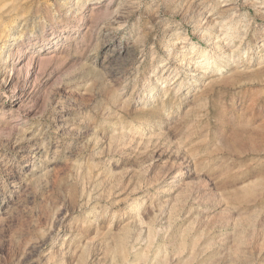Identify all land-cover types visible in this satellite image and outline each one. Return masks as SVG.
Wrapping results in <instances>:
<instances>
[{
    "label": "rangeland",
    "instance_id": "rangeland-1",
    "mask_svg": "<svg viewBox=\"0 0 264 264\" xmlns=\"http://www.w3.org/2000/svg\"><path fill=\"white\" fill-rule=\"evenodd\" d=\"M0 264H264V0H0Z\"/></svg>",
    "mask_w": 264,
    "mask_h": 264
},
{
    "label": "bare ground",
    "instance_id": "bare-ground-1",
    "mask_svg": "<svg viewBox=\"0 0 264 264\" xmlns=\"http://www.w3.org/2000/svg\"><path fill=\"white\" fill-rule=\"evenodd\" d=\"M228 31V30H227ZM224 32V31H223ZM211 37V36H210ZM213 38V37H212ZM214 40V39H213ZM216 41V40H215ZM235 51H233V53H234ZM206 53V52H205ZM207 54V53H206ZM207 56V55H206ZM207 58V57H206ZM205 58V59H206ZM213 59V58H212ZM216 59V58H215ZM206 60H208L209 61V59L207 58ZM210 63V62H209ZM212 63V62H211ZM208 65V64H207ZM209 67V66H208ZM205 68V67H204Z\"/></svg>",
    "mask_w": 264,
    "mask_h": 264
}]
</instances>
